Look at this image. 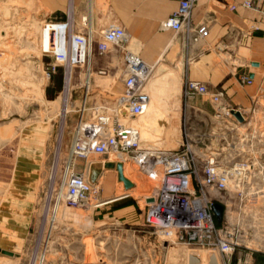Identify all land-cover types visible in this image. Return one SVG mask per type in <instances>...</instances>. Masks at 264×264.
I'll return each instance as SVG.
<instances>
[{
  "label": "rangeland",
  "instance_id": "obj_1",
  "mask_svg": "<svg viewBox=\"0 0 264 264\" xmlns=\"http://www.w3.org/2000/svg\"><path fill=\"white\" fill-rule=\"evenodd\" d=\"M71 2L67 0L65 6L54 8L47 0H0L2 259L10 264H28L29 255L47 244L44 264H188L186 259L185 263L182 259L172 261L175 248L181 250L182 258L189 249L204 250V264H212L214 253L218 254L221 264H264V186H259L263 194L253 207H240L235 202L233 187L222 192L209 189L213 197H219L220 193L227 196L224 201L230 222L241 219L247 226L248 237L244 242L249 247L237 246L233 252L207 245L164 241L144 222L145 198L152 192L154 182L133 162L117 153L91 152L86 158L78 157L72 165L75 170L85 172L88 178L93 160L105 157L125 160L124 174L134 182L132 187L125 186L117 168H107L97 181L99 193L90 203L72 206L61 202L55 210L54 189L59 188L67 165L75 125L81 118L91 119L96 113L114 112L123 89L121 71L125 51L129 48L139 53L131 43L125 42L111 46L104 53L94 50L90 62L75 67L73 73H66L60 66L48 75L46 65L50 58L42 51L47 47L43 24L48 18L68 17ZM220 56L224 58L223 54ZM198 57L191 56L189 61L194 62ZM210 59L215 62L219 58L213 55ZM187 63L177 58L174 62L165 59L157 64L149 83L159 78L167 79L162 96L166 98L168 110L151 105V126L156 123L158 134H149L152 128L148 125L143 139L146 145L178 148L188 138L195 142L204 137L212 146L215 135L212 130L218 128L213 127L210 120L204 135L197 111L185 104L182 92ZM179 65L182 67L176 68ZM148 91L151 95L149 84ZM199 96L191 104H196ZM255 117L263 118L262 111H257ZM258 126L252 129L255 135L263 133ZM246 129L243 127L242 131ZM261 179L262 176L257 177L258 182ZM127 192L129 195L125 198L134 203L133 215L139 222H124L118 206L113 203L95 207L98 201ZM72 215L82 218L74 221ZM224 215L218 222L225 220ZM2 259L0 264H3Z\"/></svg>",
  "mask_w": 264,
  "mask_h": 264
},
{
  "label": "built area",
  "instance_id": "obj_2",
  "mask_svg": "<svg viewBox=\"0 0 264 264\" xmlns=\"http://www.w3.org/2000/svg\"><path fill=\"white\" fill-rule=\"evenodd\" d=\"M200 1L178 0L177 7L161 21V27L184 32L188 41H199L206 37L209 33L208 22L191 21L192 9ZM262 2L242 0L240 3L232 2L230 7L236 9L241 4L258 8ZM43 37L48 41L42 51L50 58L46 65L50 75L60 66L66 73H73L75 67L90 62L94 50L104 53L111 46L127 42L128 33L123 25L115 23L101 32L96 43L92 31L72 33V21L66 17L46 19ZM156 67V63L146 61L138 52L126 49L121 71L123 89L118 95L114 112L96 113L91 119L81 118L75 125L67 165L59 188L54 189L52 202L55 210L61 202L72 206L90 203L99 193V184L91 183L85 172L74 169L72 163L78 157L86 158L91 152L117 153L133 162L154 182L152 192L145 198L144 222L164 241L207 245L224 252H233L237 246L249 247L244 242L248 237L247 226L241 219L232 223L227 218V204L224 201L227 196L220 193L219 197H213L209 189L222 192L233 187L235 202L240 207L257 205L263 194V189L257 186L262 165L253 155L255 143L261 140L264 131L255 135L252 129L256 125L262 128L263 118L255 117L259 109L252 108L251 112H247L230 101L224 88L212 89L203 80L186 78L182 92L186 107L197 110V104H191L193 100L199 95H208L214 108L215 119L211 122L222 126L220 137L218 133L215 134L212 146L204 137L195 141L197 144L188 138L178 148L146 145L136 125L120 120V111L129 118L138 117L146 111L150 102L148 82L154 76ZM241 80L250 83L252 78L244 73ZM237 110L243 119L235 114ZM243 127L247 128L245 132L242 131ZM215 201L224 205L226 218L221 223L213 209ZM255 215L258 213L255 212ZM46 245L29 255L28 264H44Z\"/></svg>",
  "mask_w": 264,
  "mask_h": 264
},
{
  "label": "crops",
  "instance_id": "obj_3",
  "mask_svg": "<svg viewBox=\"0 0 264 264\" xmlns=\"http://www.w3.org/2000/svg\"><path fill=\"white\" fill-rule=\"evenodd\" d=\"M241 1L201 0L195 5L191 21L209 24L208 35L199 41H188L184 32L161 27V21L177 7L178 0H72V10L67 13L72 21V33L92 31L97 43L106 27L121 24L128 33L127 45L131 43L137 48L146 61L160 64L161 60L174 62L182 58L188 62L184 79L203 80L212 89L224 88L235 106L247 112L254 108L264 113V12L261 10H264V0L258 8L241 4L236 9L230 7L232 2ZM47 2L56 8L65 6L67 0ZM198 55L194 62L189 61L191 56ZM213 55L219 58L215 62L210 59ZM179 67L182 66L176 68ZM244 73L251 76L250 83L241 80ZM195 102L199 107L196 111L201 129L208 132L210 120L215 119L213 105L206 95H200ZM261 124L264 131V119ZM213 127L218 128L213 132L220 137L222 126L214 124ZM254 150V159L262 165V179L257 186H264V135L256 141ZM128 195L127 192L98 201L96 203L102 205L95 204V207L113 203L118 206L117 211L124 222H139L133 215L134 203L125 198ZM81 218L72 215L74 221ZM2 261L10 264L7 260Z\"/></svg>",
  "mask_w": 264,
  "mask_h": 264
},
{
  "label": "bare ground",
  "instance_id": "obj_4",
  "mask_svg": "<svg viewBox=\"0 0 264 264\" xmlns=\"http://www.w3.org/2000/svg\"><path fill=\"white\" fill-rule=\"evenodd\" d=\"M45 43L48 45L47 39L45 40ZM169 74H171V73H169ZM166 82H167L166 78H159V79L154 80L153 82L152 81H150V83L148 82L149 88L151 89V92H152V94L150 95L151 96L150 102H149V105H148V108L146 109V111L144 113L140 114L138 117L129 118L125 114H122V112L120 111V120L122 122H126V123L129 122V123L136 125L140 129L142 140L144 139V136L146 135V130H147L148 125H150V127L152 128L148 132L149 134L154 135V136L156 134H158V130L156 128V123L155 124L153 123V126H151V124H152L151 120L153 121V112H152V109H150L151 105H154L155 107L156 106H162L168 110V108L166 106L167 101L165 103L166 98H164L162 96V94H164L163 88H164ZM101 177L102 176H100V178ZM99 181H100V179H99ZM97 184H99V183L97 182ZM175 243H182L183 244V242H178V241L170 242V244H175ZM173 253L174 254H173L172 261L182 259V261L184 262L186 259L188 264H204V263H202V261L204 260L205 254H206L204 252V250H202V249H189V250H187L186 256H184L182 258L180 255L181 250L178 248H175ZM180 262H181V260H180ZM212 264H221V261H220L217 253H214L212 255Z\"/></svg>",
  "mask_w": 264,
  "mask_h": 264
},
{
  "label": "water",
  "instance_id": "obj_5",
  "mask_svg": "<svg viewBox=\"0 0 264 264\" xmlns=\"http://www.w3.org/2000/svg\"><path fill=\"white\" fill-rule=\"evenodd\" d=\"M235 114L240 119H243V116L239 110L235 111ZM107 168H117L119 172V178L124 181V184L127 188H130L134 185V182L124 175V163L120 160L117 161L112 159L93 160L89 165L88 180L93 184L97 183L98 179ZM213 209L216 213L217 220L221 221L224 213V205L219 201H215L213 203ZM3 251L6 253H12V251L6 249H3Z\"/></svg>",
  "mask_w": 264,
  "mask_h": 264
}]
</instances>
